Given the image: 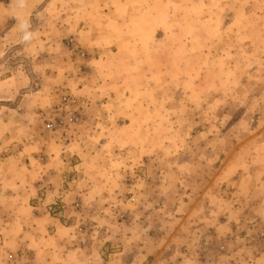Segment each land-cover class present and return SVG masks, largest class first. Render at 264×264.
I'll list each match as a JSON object with an SVG mask.
<instances>
[{
  "label": "rangeland",
  "instance_id": "1",
  "mask_svg": "<svg viewBox=\"0 0 264 264\" xmlns=\"http://www.w3.org/2000/svg\"><path fill=\"white\" fill-rule=\"evenodd\" d=\"M0 182V264H264V0H0Z\"/></svg>",
  "mask_w": 264,
  "mask_h": 264
},
{
  "label": "built area",
  "instance_id": "2",
  "mask_svg": "<svg viewBox=\"0 0 264 264\" xmlns=\"http://www.w3.org/2000/svg\"><path fill=\"white\" fill-rule=\"evenodd\" d=\"M75 118H69V122H73ZM61 123V122H60ZM11 258V257H10Z\"/></svg>",
  "mask_w": 264,
  "mask_h": 264
},
{
  "label": "crops",
  "instance_id": "3",
  "mask_svg": "<svg viewBox=\"0 0 264 264\" xmlns=\"http://www.w3.org/2000/svg\"><path fill=\"white\" fill-rule=\"evenodd\" d=\"M15 173H17V172H15ZM1 183V182H0ZM15 186H17V185H15ZM0 188H2V187H0Z\"/></svg>",
  "mask_w": 264,
  "mask_h": 264
},
{
  "label": "clouds",
  "instance_id": "4",
  "mask_svg": "<svg viewBox=\"0 0 264 264\" xmlns=\"http://www.w3.org/2000/svg\"><path fill=\"white\" fill-rule=\"evenodd\" d=\"M28 37L26 36L25 39H27Z\"/></svg>",
  "mask_w": 264,
  "mask_h": 264
}]
</instances>
